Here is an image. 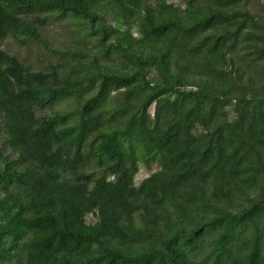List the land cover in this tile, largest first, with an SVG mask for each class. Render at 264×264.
<instances>
[{"label": "trees", "instance_id": "obj_1", "mask_svg": "<svg viewBox=\"0 0 264 264\" xmlns=\"http://www.w3.org/2000/svg\"><path fill=\"white\" fill-rule=\"evenodd\" d=\"M0 264H264V0H0Z\"/></svg>", "mask_w": 264, "mask_h": 264}, {"label": "rangeland", "instance_id": "obj_2", "mask_svg": "<svg viewBox=\"0 0 264 264\" xmlns=\"http://www.w3.org/2000/svg\"><path fill=\"white\" fill-rule=\"evenodd\" d=\"M44 36L50 42L53 47H77L80 46L81 42H85L86 31L79 25H76L75 22L71 21H62L55 23L45 30L43 29ZM83 45V44H82ZM2 49L11 52L12 54H17L27 63L32 64L37 67L38 65H46L47 60L42 56V50L39 47L33 46L32 48H19L15 45L13 40L6 41ZM77 106L75 102H63L58 106V111H67L74 109ZM139 173L136 178L137 185H140L144 179L156 173L159 170L158 165L153 164L151 167H147L142 163L139 166Z\"/></svg>", "mask_w": 264, "mask_h": 264}]
</instances>
